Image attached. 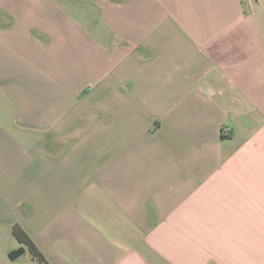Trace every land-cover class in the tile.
<instances>
[{"label": "crops", "instance_id": "1", "mask_svg": "<svg viewBox=\"0 0 264 264\" xmlns=\"http://www.w3.org/2000/svg\"><path fill=\"white\" fill-rule=\"evenodd\" d=\"M264 264V0H0V264Z\"/></svg>", "mask_w": 264, "mask_h": 264}, {"label": "trees", "instance_id": "2", "mask_svg": "<svg viewBox=\"0 0 264 264\" xmlns=\"http://www.w3.org/2000/svg\"><path fill=\"white\" fill-rule=\"evenodd\" d=\"M14 233L17 239L19 240V242L21 243V246L10 253L11 259H16L20 255L24 254L26 249H28L35 259L41 261L43 264H48L45 258L36 248L34 243L30 240L29 236L21 228L16 227Z\"/></svg>", "mask_w": 264, "mask_h": 264}]
</instances>
